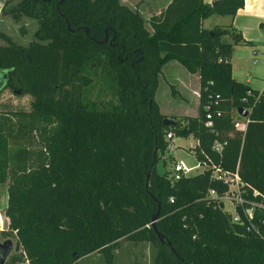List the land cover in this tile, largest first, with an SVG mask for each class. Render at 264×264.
<instances>
[{
	"label": "trees",
	"instance_id": "16d2710c",
	"mask_svg": "<svg viewBox=\"0 0 264 264\" xmlns=\"http://www.w3.org/2000/svg\"><path fill=\"white\" fill-rule=\"evenodd\" d=\"M242 4L169 0L148 16L149 27L120 0L8 5L13 19L28 16L36 25L26 44L0 32V92L30 97L27 109L0 112L3 234L19 246L3 264H80L78 257L94 251L101 264H112L120 238L154 242L152 264H264V92L231 75L232 45L248 40L231 24L201 25ZM168 60L197 74L193 115L159 111L154 91ZM91 74L107 80L111 98L85 95ZM238 106L248 114L239 115ZM162 117L176 124L162 125ZM237 118L247 119L244 129L233 125ZM166 132L193 137L195 160L236 168L244 201L234 204L236 220L220 199L227 183L211 177L210 168L169 177ZM156 203L155 227L170 247L150 225Z\"/></svg>",
	"mask_w": 264,
	"mask_h": 264
},
{
	"label": "rangeland",
	"instance_id": "374dc122",
	"mask_svg": "<svg viewBox=\"0 0 264 264\" xmlns=\"http://www.w3.org/2000/svg\"><path fill=\"white\" fill-rule=\"evenodd\" d=\"M121 2L132 7L140 13L145 19L147 27V18L149 14L156 9V3L151 0H120ZM147 1V2H146ZM210 2L211 0H205ZM15 2V0H0V32L4 33L8 38L16 43L26 44L29 40L33 39L32 31L35 28L36 22L34 18L20 15L18 19H13L8 10V5ZM161 5L163 1L159 2ZM220 16L217 13H212L207 19L203 21L206 25L209 22L217 21L214 18H219V22H224L227 15ZM230 16V15H229ZM264 32V26L259 27ZM224 40H231L227 34L222 35ZM4 42V38L0 36V43ZM245 43H234L230 54V63L232 76L239 81L245 82L246 78L250 79V85L264 87V42L262 40H254ZM175 62L186 70L176 60L168 61L167 64ZM165 66H162V71H165ZM161 74V73H160ZM170 74V73H168ZM167 74V75H168ZM162 75V74H161ZM170 76V75H169ZM159 76L154 91V98L159 103L161 110H173L177 106H183L182 102L187 103V108L190 111L196 108L195 98L196 92H185L182 87H194V79L192 75L188 76ZM173 88V90H171ZM184 94V95H183ZM85 95L90 99L106 100L112 97V89L110 88L107 80L103 79L98 74H91V81L86 87ZM185 96V97H184ZM29 95H16L7 88L1 89L0 92V112L12 109H27L29 102ZM173 115V114H172ZM171 115V116H172ZM174 117L176 115H173ZM180 116V115H179ZM178 117V116H177ZM172 150L164 152L165 169L170 170L173 161H169L168 154L176 160L181 159L186 165H191L196 162L192 153V147L195 145L196 140L191 136H176L173 135ZM199 168L191 169L188 173L196 172ZM6 200V183H0V242L9 240V251L5 250V254L17 253L19 246L12 234L5 236L3 231L6 230L8 219L4 214V203ZM223 202V209L231 212L232 204L226 197L221 198ZM5 246V245H4ZM18 246L17 250L14 248ZM6 248V247H5ZM14 251H13V250ZM157 247L154 242L149 241H130L120 238L114 248V257L112 264H152ZM77 263L80 264H101L103 259L101 253L94 251L87 256L78 257Z\"/></svg>",
	"mask_w": 264,
	"mask_h": 264
},
{
	"label": "crops",
	"instance_id": "0c3cea01",
	"mask_svg": "<svg viewBox=\"0 0 264 264\" xmlns=\"http://www.w3.org/2000/svg\"><path fill=\"white\" fill-rule=\"evenodd\" d=\"M151 1L155 2L156 7H157L156 9L153 10L152 13H157L161 8H163L167 4V2L169 0H151ZM160 1H163V3L161 5H159ZM210 15L204 17L201 20V25L203 27L209 28L214 24H220V25L231 24L233 27H235L236 30H238L240 32L242 38L245 40H248L251 44H253L252 42L254 40H262L264 42V32H262L259 28V27L264 26V0H243L242 6L238 7L234 14H232L230 16L227 15V19L224 20V22H219V20H218L219 18H214L217 21L213 20V22H209L208 24L205 25L203 23V21L205 19H207V17H209ZM220 16L224 17L223 15H220ZM227 35L230 37L229 34H227ZM168 61H171V60H168ZM168 61H166L162 65L163 67H164V65H167V66H165L166 67L165 71H162V68H160V72H159L158 76H162V75L163 76H169L170 75V76H174V77H176V76L177 77L178 76H184V77L188 76L189 77V75H192L193 79H194V83H195L194 87H196V89H192V87L189 88L188 86H185V85L182 87V89L184 88L185 92H189L190 90H191V92L192 91L196 92L195 103L197 104V83H198L197 74L188 72L187 70H184L183 68H181V66L179 64H177L175 62L174 63L171 62V63L167 64ZM231 66H232V64H231ZM168 73H170V74H168ZM231 75H232V73H231ZM244 83L248 84L251 88L262 90L264 92V87H262V86L259 88H257L256 86L255 87L251 86L249 84L250 83L249 78H246ZM157 104H158L159 111L165 115H172L173 114V115L179 116V115H186V114L187 115H193L196 113V108L193 109V111H190V109L187 108V103H185L184 101L182 102L183 106H177L173 110L164 109V111H163V110H161L159 103H157ZM171 141H172V138H171ZM174 160H176V159L174 158Z\"/></svg>",
	"mask_w": 264,
	"mask_h": 264
},
{
	"label": "built area",
	"instance_id": "2783aa9c",
	"mask_svg": "<svg viewBox=\"0 0 264 264\" xmlns=\"http://www.w3.org/2000/svg\"><path fill=\"white\" fill-rule=\"evenodd\" d=\"M205 125L206 126H210L211 125V113L207 110L208 109V104L205 105ZM218 113V112H217ZM233 125L239 129H244L245 126V122L247 121V119L243 120V119H234L233 120ZM165 138L170 139L172 138V134L170 132H166L165 134ZM212 148L216 151L219 150V145L217 143H213ZM167 150H172V145L171 143L167 144ZM208 160V159H207ZM207 160H203V161H197L194 164L191 165H186L181 159L178 160H174L173 164L170 168V170L168 171V175L169 177L174 180L179 178L181 173H188L191 169H195V168H199V170L203 169V168H210V175L211 177H214L218 180H221L222 182H226L227 186H228V193L222 197H226L227 199L230 200L231 204H232V215H233V219H237V214L234 212L233 208H234V204H242L243 198L240 195V186L242 184L241 180L238 177V174L236 172V168L233 171H227V170H223L221 169L219 166L213 164L211 161H207ZM197 170V171H199ZM209 194L213 195L214 192L213 190H209ZM220 197V199L222 198ZM168 200L170 202L173 201V197L170 195L168 197ZM5 205V203H4ZM245 213L247 215L248 218L251 217V208L250 207H246L245 208Z\"/></svg>",
	"mask_w": 264,
	"mask_h": 264
},
{
	"label": "water",
	"instance_id": "95a60500",
	"mask_svg": "<svg viewBox=\"0 0 264 264\" xmlns=\"http://www.w3.org/2000/svg\"><path fill=\"white\" fill-rule=\"evenodd\" d=\"M216 1L217 0H212L210 2V5H214ZM67 27H68V25H67ZM237 111H238V114L241 116H246L248 114V110L242 106H238ZM161 123H162V125H175L176 120L169 118V117H162ZM163 165H164V163H163L162 159L156 160V162L154 164L155 171L160 175L164 174V172H165ZM158 207H159V203H156V210L151 214V217H150V225L152 226L154 232L156 233L158 240L161 243L166 242V244H168L170 247V242L162 234H160V232L155 227V219H156L157 214H158ZM0 245H3V246L5 245L6 251L7 252L9 251V245H10L9 240H5V241L0 242ZM17 248H18V246H16L14 249L17 250ZM4 258H5V254L0 258V264L3 262Z\"/></svg>",
	"mask_w": 264,
	"mask_h": 264
},
{
	"label": "flooded vegetation",
	"instance_id": "af4514ba",
	"mask_svg": "<svg viewBox=\"0 0 264 264\" xmlns=\"http://www.w3.org/2000/svg\"><path fill=\"white\" fill-rule=\"evenodd\" d=\"M5 250H6L5 246L0 245V258L5 254ZM10 255L11 254H9V253L5 254V258H4V260H3V262L1 264H3L7 260V258H9Z\"/></svg>",
	"mask_w": 264,
	"mask_h": 264
}]
</instances>
